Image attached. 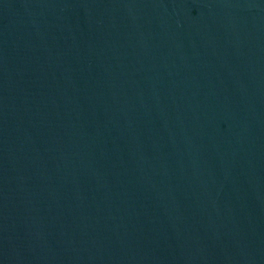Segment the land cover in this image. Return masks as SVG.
Listing matches in <instances>:
<instances>
[{
	"label": "water",
	"instance_id": "95a60500",
	"mask_svg": "<svg viewBox=\"0 0 264 264\" xmlns=\"http://www.w3.org/2000/svg\"><path fill=\"white\" fill-rule=\"evenodd\" d=\"M0 264H264V0H0Z\"/></svg>",
	"mask_w": 264,
	"mask_h": 264
}]
</instances>
